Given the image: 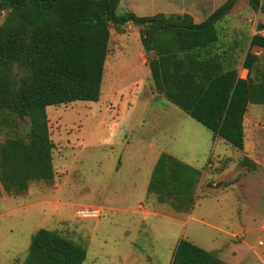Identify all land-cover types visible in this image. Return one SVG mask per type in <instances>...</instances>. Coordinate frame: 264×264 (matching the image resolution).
Returning <instances> with one entry per match:
<instances>
[{"label":"rangeland","instance_id":"1","mask_svg":"<svg viewBox=\"0 0 264 264\" xmlns=\"http://www.w3.org/2000/svg\"><path fill=\"white\" fill-rule=\"evenodd\" d=\"M226 1L120 0L117 13L188 14L200 24ZM7 7L0 0V24ZM217 23L225 47L237 43L245 78L242 60L254 30L264 29V11L236 0ZM124 29L123 37L110 29L99 101L46 109L53 180L32 182L19 196L0 185V264H21L39 229L81 243L82 264H170L181 239L227 264H264V106L248 107L244 148H232L165 100L151 80L137 29L131 22ZM258 57L264 62V49ZM0 132V142L15 133ZM158 152L201 172L187 213L139 193ZM134 179L138 193H132ZM90 210L99 215H76Z\"/></svg>","mask_w":264,"mask_h":264},{"label":"trees","instance_id":"2","mask_svg":"<svg viewBox=\"0 0 264 264\" xmlns=\"http://www.w3.org/2000/svg\"><path fill=\"white\" fill-rule=\"evenodd\" d=\"M235 1L227 0L195 24L188 14H118L120 0H3L8 7L0 24V128L15 131L0 142L3 191L19 196L32 182L53 180L55 146L46 109L99 101L110 29L122 34L128 22L138 28L156 90L214 138L243 150L247 109L264 106V62L251 50L246 52L241 67L247 74L240 78L237 43L226 48L217 23ZM248 1L253 10L264 11L259 0ZM250 47L264 49V37L254 34ZM200 175L199 170L161 153L147 193L159 204L187 213ZM85 259L81 243L39 229L21 264H82ZM170 264L227 263L216 252L181 239Z\"/></svg>","mask_w":264,"mask_h":264},{"label":"crops","instance_id":"3","mask_svg":"<svg viewBox=\"0 0 264 264\" xmlns=\"http://www.w3.org/2000/svg\"><path fill=\"white\" fill-rule=\"evenodd\" d=\"M201 8V7H200ZM197 10V9H196ZM203 11H205L206 12V10L204 9ZM215 12V11H214ZM155 15V14H154ZM153 16V15H152ZM193 16H194V14H193ZM127 24V23H126ZM132 24V23H131ZM133 25V24H132ZM125 26V25H124ZM124 26H123V29H124ZM134 26V25H133ZM135 27V26H134ZM136 29H137V33H138V28L137 27H135ZM125 30V29H124ZM255 31H256V29L254 30V34H255ZM117 36H119V37H123V36H125L124 35V32L122 33V34H117ZM139 37V36H138ZM257 49H261V48H258V47H253L252 49H251V52H253V51H255V50H257ZM240 78H242V77H240ZM161 154V152H158V153H156V156H155V158H154V162H153V166H152V170H153V167H154V165H155V162L157 161V159H158V157H159V155ZM150 155H152V151H150V153H149V156ZM184 163V162H183ZM185 164H187V163H185ZM188 166H191V165H189V164H187ZM191 167H193V166H191ZM194 168V167H193ZM196 169V168H195ZM116 170H118V168L116 169ZM152 170H151V173H152ZM197 170H199V169H197ZM200 171V170H199ZM151 173H150V176H151ZM150 176H149V179H150ZM203 178V177H202ZM149 179L147 180V178L141 183L142 185H141V188H142V192H139V193H145V199L144 200H146V198H148V193H147V187H148V183H149ZM200 180H201V175H200V177H199V182H200ZM138 183H140V182H137V180L136 179H134V181H133V186H132V193H138ZM198 185H199V183H198ZM196 186V188H195V192L194 193H198V188H199V186ZM130 189H131V187H130ZM129 192H131V190H129ZM146 213H148V212H146ZM240 229H243L242 227H240ZM226 234H228V235H232L233 236V233H226ZM234 263H236V262H234ZM233 264V263H232Z\"/></svg>","mask_w":264,"mask_h":264},{"label":"built area","instance_id":"4","mask_svg":"<svg viewBox=\"0 0 264 264\" xmlns=\"http://www.w3.org/2000/svg\"><path fill=\"white\" fill-rule=\"evenodd\" d=\"M255 34L264 37V29L259 30V31H255ZM255 56H260L261 53V49H257L255 51L252 52ZM76 215H79L83 218H96L99 215L98 211L95 210H90V211H80V212H76Z\"/></svg>","mask_w":264,"mask_h":264},{"label":"water","instance_id":"5","mask_svg":"<svg viewBox=\"0 0 264 264\" xmlns=\"http://www.w3.org/2000/svg\"><path fill=\"white\" fill-rule=\"evenodd\" d=\"M160 93V92H159Z\"/></svg>","mask_w":264,"mask_h":264}]
</instances>
